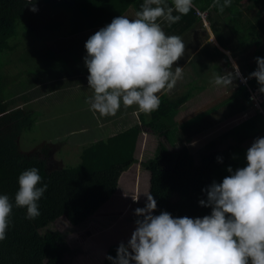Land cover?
Wrapping results in <instances>:
<instances>
[{"label":"trees","instance_id":"trees-1","mask_svg":"<svg viewBox=\"0 0 264 264\" xmlns=\"http://www.w3.org/2000/svg\"><path fill=\"white\" fill-rule=\"evenodd\" d=\"M142 2L36 0L38 11L31 12L25 7L26 0H0V53L3 54L0 59V87L6 78L5 69L10 61L8 53L12 55L21 47L28 46L26 55L32 57L36 53L41 59L40 64L51 72L47 79L39 83L47 82L53 94L62 96V92L72 84L69 80L65 82L66 78L83 71L82 68L72 66L70 57L74 54V59H77L76 55L83 50L85 40L98 30L97 27L107 24L129 8L135 13ZM166 3L171 5L172 0H166ZM259 5L264 8V0H232L229 6L221 10L220 4L213 6L212 0H193L192 8L186 15L173 24L162 22V28L168 35L185 38L187 35L184 34L188 30H195L197 25L202 24L196 10H207L210 28L219 44L210 46L214 48L215 54L224 55L222 49L237 53L253 45L255 56L264 57V24L259 22L260 17L256 14ZM222 11L226 12L225 16L220 15ZM20 31L30 34V37L21 38ZM35 44L36 47H33ZM195 47L190 45V52ZM224 56L229 63L227 56ZM64 59L66 66L62 61ZM25 60V55L19 59L23 65L21 67L27 66L30 69L33 64ZM207 80V75L201 74L191 80L188 91L180 96H160L159 109L147 118L142 113L140 124L135 123L113 135L82 143L79 147V161L58 168L50 167L51 160L47 151L50 145L46 143L36 152L19 150L20 133L33 130L39 112L24 107L9 109L0 97V194H7L11 199L17 190L18 174L32 166L39 169L42 183L48 185L38 202L39 216L28 219L24 208L13 206L6 237L0 241V264H68L64 259L72 250L68 244V235L110 198L122 172L137 161L135 149L142 128H147L155 135H163L167 143L173 146L177 140L184 143L203 131L208 123L198 125L197 121L209 110L224 107L222 117L226 119L244 111L249 102L253 106L249 89H259V85L255 78H249L247 84L242 83L233 94L212 108L200 112L196 117L176 120L178 106L195 94L196 89H202ZM73 93L76 94L75 91ZM234 99L237 100L236 106L232 104ZM73 107L70 104L71 110ZM260 136H264V103L262 109L250 112L239 122L215 135L195 153L185 144L180 149L170 150L160 142L151 157L140 161V166L150 174V193L157 204L155 211H168L173 216L208 214L210 209L197 202L203 198L201 189L213 180L219 182L228 174L226 168L229 165L233 168L243 166L247 149L244 143ZM218 156L222 162H217ZM158 185L166 186L170 196H157L155 187ZM61 216L68 221L69 227L58 230L52 223ZM136 218L135 215L132 217L133 222ZM118 244L109 245L103 264H110L105 257H114Z\"/></svg>","mask_w":264,"mask_h":264},{"label":"clouds","instance_id":"clouds-1","mask_svg":"<svg viewBox=\"0 0 264 264\" xmlns=\"http://www.w3.org/2000/svg\"><path fill=\"white\" fill-rule=\"evenodd\" d=\"M212 2L223 10L232 0ZM192 4L193 0H172L171 5L166 0H143L134 18L115 16L88 36L82 59L92 90L86 100L91 112L110 116L122 105H135L145 114L159 109L158 94L183 78V67L175 62L184 55L185 44L180 36L166 34L158 20L176 23ZM25 7L38 11L36 0H26ZM254 59L256 68L248 78H255L264 93V57ZM231 68L214 73L211 82L233 85L240 73L234 63ZM216 160L222 162L219 156ZM226 172L219 182L213 180L201 189L203 198L197 202L210 209L202 216L157 213L149 193L144 206L133 210L137 218L127 240L117 245L114 257L105 258L110 264H264V136L247 147L243 166L229 165ZM16 183L11 199L0 194V241L6 237L13 206L24 208L26 218L34 219L48 187L35 166L22 170Z\"/></svg>","mask_w":264,"mask_h":264},{"label":"rangeland","instance_id":"rangeland-1","mask_svg":"<svg viewBox=\"0 0 264 264\" xmlns=\"http://www.w3.org/2000/svg\"><path fill=\"white\" fill-rule=\"evenodd\" d=\"M259 7L260 8L256 9V14H258L260 17L259 22L264 24V8H262L261 5H259ZM252 10L253 8L250 9V11ZM128 12H130V9L127 10L126 14ZM220 15L225 16L226 12L222 11L220 12ZM20 37L29 38L30 34L20 31ZM33 47H36V44L33 45ZM27 48L28 46H23L19 50L12 53V55L11 53H8L10 61L5 69L6 78L2 80V85L0 87V97L5 100L7 108L10 109L15 107H24L28 110H30V108L35 109L37 112H39L36 122L39 120L42 121L48 117L52 119L54 125H50L49 121L47 124L35 123L32 131L21 132L18 138L20 151L36 152V150H39L40 147L43 146V142L45 143L46 138H49L52 135H62L66 128H70L72 132L75 133L72 135L73 138H70L71 141H77L78 144H81L82 139L87 135L88 137L86 138L85 142L90 140L89 138L105 136L106 134H110L111 131L115 130L116 128L119 129L123 126V128H125L136 122L138 111L136 106L133 105L132 107H129V109L132 111V117L131 114L126 115L128 120L125 122V124H108L105 126L103 125L102 127L94 125L93 123H95V120L86 113L87 110L79 108V105L81 106V103H84L82 102V96L86 94L84 92L86 88L79 87V83L77 85L74 83L75 80L80 81L78 79L80 78L79 76L78 78L74 76L66 78L67 80H65V82L69 80V82L71 81L72 84L71 87L66 88L67 90L65 92H62V96H59L57 93H55L38 100L39 97L51 92L47 82L39 83L41 80L47 79L51 72H49L46 67H43L40 64L41 59L36 53L32 55V57L29 54L26 55ZM253 49L254 46L252 45L251 47L244 48L241 52H230L232 58L227 57L229 58V63H223L220 73L225 70L231 71V66L233 63L238 66L240 75L236 80H234L233 85L229 87L214 85L211 82L212 80H210L212 77L211 74L208 76L210 79L207 80L206 85H204L201 90L198 89L195 94L180 107L181 112H179V115H192L204 110L216 104V102L218 103L223 101L226 97L231 95V93L235 91L245 79L246 81L243 83L246 84L247 80L249 79V73H251L256 68L254 59L256 56ZM67 50L69 51V49ZM227 54L230 56L229 52H227ZM1 55L3 54L0 53V59ZM24 55L26 58L25 61L29 60L31 64L34 65H32L30 69H28L27 66L21 67L23 65L19 59H21ZM73 55L70 57V61L72 60L73 62L71 63L72 66L77 69H84L82 58L85 55V49L83 48V50L76 55V57L78 56L77 59H74ZM62 61L65 62V59ZM64 66H66V62ZM192 76L193 75H190L185 80L183 79L182 82H179L178 80L177 83L179 85H175L171 90L164 91L168 94L182 91L186 88V86H184L188 83L186 81L190 80ZM74 91L76 94L73 93ZM259 95L261 97L259 106H255L254 104L252 106V104L249 102V107L247 109L238 112L228 119L226 118V120L222 117V107L215 109V111L220 112V116L222 117L221 121L212 125L210 129L201 131L189 141H185L184 143L177 140V142L172 144L173 146H170L163 135H155L147 128H142L139 131L135 149V157L137 161L139 159L142 161L148 157H151L155 148L160 142H163L170 150L180 149L183 144H185V146L188 147L192 153H195V151H197L215 135H218L231 125L239 122L250 112L254 111L255 109H262V104L264 103V93L259 91ZM55 102H59V104H56ZM62 103L66 104V106H62ZM70 104L74 106L73 108L76 109V111H73V109H68V114L73 118V113L76 112V119L87 121V123H84L86 127H81V125H72L70 118L67 115L62 118H58L57 123L53 120L55 111L61 110L63 107H70ZM122 110H127V107L123 106ZM50 113L53 114L50 115ZM124 114L126 113H123V115ZM179 115H175V118H177ZM118 118L119 117H115L111 120H117ZM252 141L244 143V146L247 148ZM60 143H63L62 137L51 140L50 142L51 151H48L51 160L50 167L58 168L62 167L63 165L68 166L76 164L79 161V147L75 146L72 149L68 148L71 150L67 151L64 149V147H62V145H59ZM48 144L49 143H47V145ZM57 148L61 149L56 151ZM196 156L197 155H195V158ZM137 161L133 163L125 173H123V171V174L120 175L121 177L118 179V188L115 190V193L117 192L116 196H112L110 200L99 207L98 210L83 224L74 227V231L68 235V244L72 249L71 253L66 254L64 257L68 264H103V259L109 245L127 240L134 228V222L132 220V217L134 216L133 210L137 207H143L145 203V196L150 193V177H148L150 174L147 170L143 169L140 166V163ZM133 172L137 173V178L134 179V187L130 188V182H133V179H131ZM154 183H158V181H155ZM155 193L159 197L170 196V190L164 185L156 186ZM137 197L138 199L135 200ZM52 226L55 229L63 230L69 227V224L65 217L61 216L57 218L54 223H52Z\"/></svg>","mask_w":264,"mask_h":264},{"label":"crops","instance_id":"crops-1","mask_svg":"<svg viewBox=\"0 0 264 264\" xmlns=\"http://www.w3.org/2000/svg\"><path fill=\"white\" fill-rule=\"evenodd\" d=\"M195 7V6H194ZM130 9V12H128L127 14H126V12H127V10L122 14V15H126V16H128V17H130V18H134L135 17V13L133 12V10L131 9V8H129ZM195 9H199V8H196L195 7ZM199 10H201V9H199ZM165 20L164 19H162V20H160V21H158L160 24H161V26H162V22H164ZM109 23V22H108ZM107 23V24H108ZM104 25H106V24H104ZM103 25V26H104ZM100 27H102V26H100ZM100 27H97V29H99ZM184 35H187L185 38H182V40H183V42H184V44H185V51H184V55L178 60V61H176L175 63L177 64V65H180V66H182L183 67V78L182 79H180L179 80V82H182L183 81V79L185 80L187 77H189L190 75H193L192 77H191V79L190 80H188V81H186V82H188L186 85H184V86H186V88L185 89H183L182 91H180V92H178V93H170V94H168V93H166L165 91H163V92H161V93H159L158 95H160V96H168V97H175V96H180L182 93H184L186 90L188 91V88H189V86H190V82H191V80L192 79H194V78H197V76H200L201 74L204 76L205 74L207 75V77L208 76H210L211 74H212V77H211V79L210 80H212V78H213V74L214 73H220V71H221V68L223 67V63H227L226 62V59H225V56L224 55H226L227 57H229V58H232V56H231V51L230 50H224V49H222V51L225 53L224 55H221V54H215V51H214V48L212 47H210L211 45H213V44H215V45H217V46H219V44H218V42H217V40H216V38H215V36H214V33L212 32V30H211V28H210V25H209V23L208 24H204L203 23V21H202V24L201 25H197V27L195 28V30H192V28L190 29V30H188ZM213 36H214V38H213ZM190 45H193V47H195V45H196V47H195V49L192 51V52H190ZM193 49V48H192ZM187 52L189 53V54H187ZM227 52H229V54H230V56L227 54ZM231 52V53H230ZM229 58H228V61H229ZM231 60V59H230ZM232 61V60H231ZM230 61V62H231ZM175 68V65H173V69ZM88 75V73H87V69L84 67V69H83V71L82 72H79V74H74V75H72V76H74V77H76V78H78V76L80 77V78H78L80 81H78L77 80V83H79V87H83V88H86V90L84 91L86 94L84 95V96H82V102H84V103H81V106L79 105V108H83V109H85V110H87V114H89V116H91L94 120H95V123H93L94 125H96V126H98V127H102L103 125L105 126V125H108V124H125V122L128 120L127 118H126V115H128V114H131V117H132V111L129 109V107H127V110H122V107H123V105L121 106V108L114 114V115H110V116H99L98 114H94L93 112H91L90 110H89V106H88V104H87V102H85V100H87V98L89 97V96H91L92 95V90L90 89V88H88V85H87V80H86V76ZM185 77V78H184ZM178 82V81H177ZM70 83H71V81H70ZM74 83H75V81H74ZM181 84V83H180ZM77 85V84H76ZM176 85H179L178 83H176ZM201 90V89H200ZM197 91V89L194 91V92H196ZM236 91V90H235ZM235 91H233L231 94H233ZM53 94V92L51 91L50 93H48V94H45L44 96H42V97H39V99L38 100H40V99H43L45 96H49V95H52ZM55 94V93H54ZM194 95V94H193ZM192 95V96H193ZM191 96V97H192ZM230 96V95H229ZM190 97V98H191ZM189 98V99H190ZM227 98V97H226ZM188 99V100H189ZM188 100H186V101H188ZM186 101H184L182 104H180V106L178 107L179 109H177V112H176V114L175 115H179V112H181L180 111V107L186 102ZM56 104H59V102H55ZM219 103V102H218ZM217 102H216V104H218ZM54 104V103H53ZM232 104H234L235 106H236V104H237V100H233L232 101ZM62 106H66V104H64V103H62L61 104ZM215 105V104H214ZM214 105H212V106H214ZM212 106H210V107H208V108H206V109H210V108H212ZM75 107H77V106H75ZM130 107H132V106H130ZM231 107V106H230ZM249 107V106H248ZM247 107V108H248ZM246 108V109H247ZM70 110V107H63V109H61V110H58V111H55L54 112V115H53V120L57 123V119L58 118H62V117H64V116H68L69 118H70V121H71V124L72 125H81V127H86L85 125H84V123H87V121H84V120H78V119H76V112H74L73 113V118L68 114V112H69V110ZM206 109H204V110H201V111H199V112H197V113H195V114H192V115H179L177 118H175L176 120H178V121H182L183 119H188V118H190V117H193V116H197V115H199V113L200 112H203V111H205ZM64 110V112H62ZM222 113H223V111H225V109H224V107H222ZM228 110V109H227ZM73 111H76V109H74L73 108ZM138 111V110H137ZM123 113H126V114H124L123 115ZM53 113H50V115H52ZM39 115V114H38ZM140 116H142V113H140V112H138V114H137V116H136V118H137V120H136V122L135 123H139V117ZM146 118L147 117H149V114H145L144 115ZM220 116V112L219 111H213V110H209V112H207L205 115H204V117L203 118H201L200 120H198L197 121V123H199L198 125H202V124H204V123H208L207 124V126H206V128L204 129V131L205 130H208V129H210L211 128V126L212 125H214V124H216V123H219L220 121H221V116ZM115 117H119L117 120H111L112 118H115ZM232 117V116H231ZM75 118V119H74ZM230 118V117H229ZM225 119V118H224ZM228 119V118H227ZM42 120V119H41ZM226 120V119H225ZM48 121H49V123H50V125H54V123L52 122V119H50V118H46V119H43L42 121H37L38 123H41V124H47L48 123ZM37 122H35V123H37ZM134 123V124H135ZM140 124V123H139ZM131 125H133V124H131ZM131 125H129V126H131ZM129 126H127V127H129ZM124 127V126H123ZM123 127H121V128H116L115 130H113V131H111V133L110 134H106L105 136H107V135H113L114 133H116V132H118V131H120V130H122L123 129ZM126 128V127H125ZM145 129V128H144ZM65 131H67V132H65ZM200 133V132H199ZM73 134H75V133H73L72 132V130L70 129V128H66L64 131H63V134L62 135H57V136H51V137H49V138H46L45 139V143L47 144V143H49L48 145H50V142H51V140H55V139H57V138H60V137H62V142L63 143H60L59 145H62V147H64V149L65 150H67V151H70L73 147H80V145H82V143H87V141L85 142V140H86V138L88 137V135L87 136H85L83 139H82V143L81 144H78L77 143V141H71V139L70 138H73L72 137V135ZM105 136H101V137H105ZM80 137V136H79ZM101 137H96V138H89L90 140H95V139H98V138H101ZM77 139H78V137H77ZM253 139H251V140H249V141H252ZM89 141V140H88ZM249 141H247V142H249ZM78 142H79V140H78ZM247 142H245V143H247ZM43 144H44V142H43ZM137 144V143H136ZM50 147V146H49ZM68 148H71V149H68ZM61 148H57L56 149V151L57 150H60ZM79 149V148H78ZM47 151H51V149H49V150H47ZM78 151V150H77ZM26 152V151H25ZM138 163H140V159L137 161ZM51 163V162H50ZM127 171V170H126ZM126 171H124L123 173H125ZM122 173V174H123ZM133 175L131 176V179H133V182L131 181L130 182V185H131V187L130 188H132V187H134V184H135V182H134V179H136L137 177V173H132ZM129 175V174H128ZM121 177V176H120ZM148 177H150V175L148 176ZM141 186V185H140ZM117 188H118V186H117ZM117 193V192H116ZM116 193L114 192L111 196H110V198L108 199V200H110L111 199V197L112 196H116ZM136 197V196H135ZM107 200V201H108ZM106 201V202H107ZM123 202V201H122ZM105 203V202H104ZM103 203V204H104ZM102 204V205H103ZM101 205V206H102ZM100 206V207H101ZM111 245V244H110Z\"/></svg>","mask_w":264,"mask_h":264},{"label":"built area","instance_id":"built-area-1","mask_svg":"<svg viewBox=\"0 0 264 264\" xmlns=\"http://www.w3.org/2000/svg\"><path fill=\"white\" fill-rule=\"evenodd\" d=\"M196 13L200 16L203 23L206 25L209 23V20L207 19V10H196ZM245 80L242 81L245 82ZM247 84V83H246ZM250 98L252 99L255 106H259V102L261 101V97L259 95V89L257 88H250Z\"/></svg>","mask_w":264,"mask_h":264}]
</instances>
